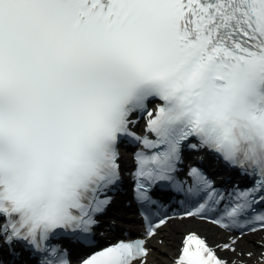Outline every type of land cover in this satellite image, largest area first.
<instances>
[{
  "label": "snow or ice",
  "instance_id": "6c2138e0",
  "mask_svg": "<svg viewBox=\"0 0 264 264\" xmlns=\"http://www.w3.org/2000/svg\"><path fill=\"white\" fill-rule=\"evenodd\" d=\"M137 114L143 135L131 130ZM125 137L142 146L132 176L146 230L81 264H147L148 241L171 219L150 221V189L182 187L184 146L209 149L254 177L212 222L241 237L246 227L257 231L253 224L264 230V0H0L3 245L22 242L44 254L41 264H70L45 242L63 235L91 243L122 181ZM187 175V195L203 202L182 218L204 220L224 197L200 169ZM236 243L216 248L235 252ZM181 245L174 264H229L193 231Z\"/></svg>",
  "mask_w": 264,
  "mask_h": 264
},
{
  "label": "bare ground",
  "instance_id": "6f19581e",
  "mask_svg": "<svg viewBox=\"0 0 264 264\" xmlns=\"http://www.w3.org/2000/svg\"><path fill=\"white\" fill-rule=\"evenodd\" d=\"M193 226L199 227L217 241L223 240L222 235L215 229L197 221L191 219L173 221L167 223L159 230L156 237L148 241L150 252L147 264H171L184 234ZM160 240H163V244L159 243ZM235 249V252L220 249L222 254L228 258L229 264H232L233 261L240 264L241 260L244 264H261V253L264 252V234H252L237 241ZM248 253H252V255L249 256Z\"/></svg>",
  "mask_w": 264,
  "mask_h": 264
}]
</instances>
